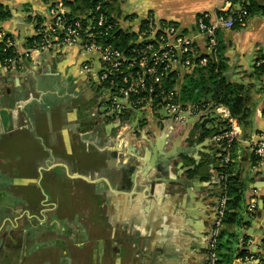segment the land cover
Wrapping results in <instances>:
<instances>
[{
	"label": "crops",
	"instance_id": "0c3cea01",
	"mask_svg": "<svg viewBox=\"0 0 264 264\" xmlns=\"http://www.w3.org/2000/svg\"><path fill=\"white\" fill-rule=\"evenodd\" d=\"M108 1L122 29L135 33L145 18L175 23L206 51L197 16L214 18L242 0H120L117 12ZM0 3L10 10L0 32L17 48L11 68L0 64V184L12 187L0 188V264H204L221 190L219 146L196 125L210 113L183 124L151 107L138 108L145 115L137 119L135 109L118 117L105 107L96 57L78 47L25 56V38L50 20L44 0ZM215 37L225 74L244 99L220 243L233 240V264H256L236 253L249 238L244 247L264 258V157L252 144L264 142V73L256 68L264 57V10ZM187 71L177 74V85Z\"/></svg>",
	"mask_w": 264,
	"mask_h": 264
},
{
	"label": "built area",
	"instance_id": "2783aa9c",
	"mask_svg": "<svg viewBox=\"0 0 264 264\" xmlns=\"http://www.w3.org/2000/svg\"><path fill=\"white\" fill-rule=\"evenodd\" d=\"M47 10L50 17L48 23L42 24L39 30V40L33 47L25 51V56L32 51L54 50L59 51L70 47H78L85 53L97 58L99 63L98 78L99 81H105V89L108 97L105 102L112 110L113 114L121 117L128 109H138L151 107L152 109H164L165 115L170 116L176 123L183 124L191 117L206 114H215L223 122L218 132L212 133V139L218 144L220 151V162L229 163L233 151L238 131L236 118L231 115L230 109L223 103H181L176 99V87L170 90H159L154 92V86L159 83L160 77L167 72L186 71L193 67V58H198V65H204L207 61L205 56H200L199 51L193 49L191 45L193 36L179 34L176 28L172 26L161 27L159 22L152 18H145L147 28L135 32L136 38L133 43L136 45L131 49L134 55L127 57L123 51L114 47L110 43L103 42L101 27L107 23V17L99 11L100 7H95L96 17H80L67 20L65 14L67 7L63 0H47ZM246 10L240 7L236 12L229 15L217 13L214 18H210L208 13H201L196 19V35L206 39L204 41L206 49H211L216 44L215 30L232 28L235 21L243 23ZM113 25L107 23L105 29ZM0 41L7 45H12V39L0 32ZM3 47V49H4ZM15 58L8 57L2 63V66L11 68ZM262 61H257L258 65ZM81 69L89 71L91 66L88 62L81 63ZM124 69V70H123ZM125 71V72H124ZM120 74L121 82L124 85L115 84L111 76ZM109 78V80L107 79ZM151 78V82L147 80ZM142 92H145L142 95ZM133 94L134 99H130ZM203 118V117H202ZM253 142V141H252ZM253 152L258 158L264 157V142L256 140L252 143ZM226 174H219L220 189L223 187L222 181ZM227 196L221 190L215 203V218L209 230V238L206 250V263L215 264L217 259L216 245L220 228L222 227ZM253 204H251L252 206ZM246 239L244 245L249 243ZM247 258L252 259L253 256Z\"/></svg>",
	"mask_w": 264,
	"mask_h": 264
},
{
	"label": "trees",
	"instance_id": "16d2710c",
	"mask_svg": "<svg viewBox=\"0 0 264 264\" xmlns=\"http://www.w3.org/2000/svg\"><path fill=\"white\" fill-rule=\"evenodd\" d=\"M46 3H49L50 1L44 0ZM64 5L67 7V12L65 14L67 20L73 21L72 19H76V17H80L81 21H84V18L89 17H96L97 13L99 11L103 12V14L107 17V23L112 24L113 26L109 29H105L107 23H105L101 30L105 34L103 35V42L104 43H110L114 47L119 48L121 51H123L124 55L127 57H130L133 54L131 49L136 45L133 43L134 38H136V34L132 31H128L125 29H122L120 25L117 23L115 18L111 15V9L109 7V1L108 0H63ZM99 5L100 10L96 11L95 7ZM241 7H244L246 10V14L244 17L243 22L245 21L246 17L253 13L254 9L262 8L264 10V3L263 5H258L255 0H242L241 1ZM237 10V9H236ZM236 10H226V11H220L219 13H222L224 15L233 14L236 12ZM200 15V14H199ZM198 15V16H199ZM10 16V10L0 3V20H4ZM197 16V17H198ZM197 19V18H196ZM38 21V20H37ZM40 22V21H39ZM37 23L36 26V32L25 38V45L28 47H33L35 43L39 40V30L41 29L40 23ZM146 20L143 19L139 25V29L143 30L148 27L146 24ZM242 22L235 21L232 27H236L240 25ZM159 25L161 27L164 26H172L175 27L179 34H187L184 32V30H180L179 26L175 23L170 22H159ZM196 29V24H195ZM218 29L215 30V33ZM215 35V34H214ZM7 37H10L9 35H6ZM11 38V37H10ZM216 39V37H215ZM203 41H206V39L203 37ZM193 49L196 51H199L200 56H205L207 58V61L204 65H198V58H193V62L195 65L191 69H189L183 77L184 81L181 82L179 85H177V78L178 75L175 71H169L165 75L160 77L159 83H156L154 86V92H157L159 90H170V89H176L177 95L176 99L181 103H198V102H210L214 104L223 103L227 105L230 109L231 115L234 116L237 119H240L241 116H243L244 113V99L240 92V87L232 83L230 80H228L225 71H226V63L224 60V56L222 55V48L217 43L213 46L211 51L209 49H206V51H201L200 47L198 46L195 39H192L191 42ZM4 44H0V64L4 62V60L8 57L16 58L17 56V48L15 44L7 45L4 47ZM258 61L260 62L258 65H256L257 70L260 73H264V57L258 58ZM124 70V69H123ZM125 72V71H124ZM111 78L114 80L115 84L118 85H124L121 82L120 74H116L114 76H111ZM109 80V78H107ZM152 79L149 78L147 82H151ZM98 84L99 87L104 88L105 87V81H99L98 78ZM145 92H142V95H144ZM134 95H130V99H134ZM213 121V118H203L202 121L197 122V126H199L205 135L218 132L221 125H223L222 121H218L210 128L206 126V124L211 123ZM219 148V147H218ZM220 151V148L218 149ZM230 161L229 163H223L221 162V165L217 168V172L219 174H226L227 176L222 181V189L221 191L225 194H229L231 188H230V182L231 179H233V176L231 175L230 171ZM227 184V185H226ZM228 204L229 199L227 200V207L225 211V217L224 220L228 214ZM223 231H219L218 239H217V245H216V254L217 259L215 261V264H233L232 263V257L229 253L230 250L233 249L232 244L233 240L228 238L227 242L220 243V237L223 234ZM231 236H234L231 234ZM232 238V237H231ZM263 245H264V238L262 239ZM228 243V244H227ZM228 245V246H227ZM225 247L226 251H221V249ZM236 256H241L243 259L253 256L258 259V262L256 264H264V258L261 257V255L257 254L256 252L249 251L246 247L239 248ZM207 261L205 260V263ZM204 263V264H205Z\"/></svg>",
	"mask_w": 264,
	"mask_h": 264
},
{
	"label": "rangeland",
	"instance_id": "374dc122",
	"mask_svg": "<svg viewBox=\"0 0 264 264\" xmlns=\"http://www.w3.org/2000/svg\"><path fill=\"white\" fill-rule=\"evenodd\" d=\"M121 4V1L120 0H112L111 1V5H112V7H113V10L114 11H116L117 12V7L119 6ZM237 6H239V3H238V1H235V7H237ZM122 13H123V11H122ZM119 16H123V14L121 15H119ZM247 58H248V65H250L251 67H253V64H252V58H251V56L250 55H248L247 56ZM248 69H250L251 70V68L250 67H248ZM252 71V70H251ZM250 71V72H251ZM249 72V70H248V73H250ZM248 77H249V75H247ZM247 77V78H248ZM102 94H103V96L105 97V98H107L109 95H108V93H107V91L105 90V89H102ZM105 107H107V104L105 105ZM142 109H135L134 111H132L131 113H132V115H131V120H133V119H137L138 117L140 118V117H143L144 115H145V113L143 112V111H141ZM155 112H157L158 114H160V115H165V113H167V111H164V109H153ZM124 115V114H123ZM210 117L211 118H213V119H215L216 118V121L218 122V121H220V118L219 117H217L215 114H213V113H211L210 114ZM39 184H40V186H41V183L39 182ZM39 186V185H38ZM38 187V189L39 190H41V187ZM0 188H2L3 189V191H2V193H12V191H10V190H12V187L10 186V184L8 183V182H6L5 181V183H2V184H0ZM9 190V191H8ZM5 197H7L6 195H4ZM2 201V200H1ZM3 202V201H2ZM24 223V222H23ZM37 235V234H36ZM35 235V236H36ZM35 236H33V237H35ZM36 237L35 238H33V240H35L36 241ZM54 251H55V248H54ZM56 253V252H55Z\"/></svg>",
	"mask_w": 264,
	"mask_h": 264
},
{
	"label": "flooded vegetation",
	"instance_id": "af4514ba",
	"mask_svg": "<svg viewBox=\"0 0 264 264\" xmlns=\"http://www.w3.org/2000/svg\"><path fill=\"white\" fill-rule=\"evenodd\" d=\"M1 199H2V198H1ZM1 199H0V203H1ZM214 218H215V206H214V210H213V220H214ZM210 227H211V226H210ZM28 234H29L28 236H31V235H32V232H31V233L29 232ZM34 238H35V237H34ZM208 238H209V233H208V236H207V242H208ZM21 239H23V237L19 238L18 241H17V244H15V246L13 245L14 247H13V246H12V247H13V248H16L17 246H20V244H21ZM30 239H31V238H30ZM18 248H19V247H18ZM18 248L13 249V250H14V252L17 251V254L19 255V252H20V251H18Z\"/></svg>",
	"mask_w": 264,
	"mask_h": 264
},
{
	"label": "water",
	"instance_id": "95a60500",
	"mask_svg": "<svg viewBox=\"0 0 264 264\" xmlns=\"http://www.w3.org/2000/svg\"><path fill=\"white\" fill-rule=\"evenodd\" d=\"M124 118H126V117L124 116ZM191 121H193V118L188 119V122H191ZM212 135H213V134H210L209 136L212 137ZM79 176H81V175H79ZM82 177H83V176H82ZM85 178H86V177H85ZM262 199L264 200L263 197H262ZM261 206H262V209H264V203H263V202L261 203Z\"/></svg>",
	"mask_w": 264,
	"mask_h": 264
}]
</instances>
